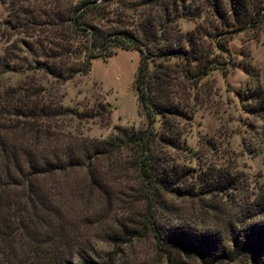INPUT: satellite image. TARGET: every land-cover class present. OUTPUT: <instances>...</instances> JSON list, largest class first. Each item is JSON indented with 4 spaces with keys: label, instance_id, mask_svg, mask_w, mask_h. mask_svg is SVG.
Here are the masks:
<instances>
[{
    "label": "trees",
    "instance_id": "obj_1",
    "mask_svg": "<svg viewBox=\"0 0 264 264\" xmlns=\"http://www.w3.org/2000/svg\"><path fill=\"white\" fill-rule=\"evenodd\" d=\"M1 1L0 34L14 38L0 75L24 78L0 84V264H121L123 247L141 238L155 243L165 264H264V194L203 153L194 167L177 161L193 113L190 90L214 66L198 36L226 52L225 37L248 29L264 7L207 0L218 28L183 32L178 20L201 14L185 0ZM113 48L140 55L133 88L145 125L89 138L81 123L107 126L109 109L98 99L80 112L64 107L59 84L85 75L91 59ZM239 96L249 114L264 117L260 87ZM244 147L260 152L251 141ZM74 201L76 216L91 218L79 238L65 221L74 209L63 204ZM102 241L111 249L101 252Z\"/></svg>",
    "mask_w": 264,
    "mask_h": 264
},
{
    "label": "rangeland",
    "instance_id": "obj_2",
    "mask_svg": "<svg viewBox=\"0 0 264 264\" xmlns=\"http://www.w3.org/2000/svg\"><path fill=\"white\" fill-rule=\"evenodd\" d=\"M254 1L264 7V0ZM185 2L198 6L201 14L195 19L180 18L178 25L181 31L190 32L199 27L201 32H211L214 27L218 28L217 18L207 0ZM261 14L248 29L225 37L226 52L218 51L210 37L198 36V42L205 47V60L214 66L190 90L193 113L181 137L182 150L178 152L180 157L177 161L194 167L203 153L208 162L233 167L242 172L247 178L248 188L264 194V117L257 118L249 114L239 96L240 92L257 86L264 93V10ZM6 18L7 10L0 0V32L5 30ZM13 38L7 40L0 34V56ZM139 59L136 50L113 48L110 56L91 59L90 69L85 75L77 74L59 84V92L63 95L61 104L64 107L80 112L92 107L95 99H98L110 111L107 126H100L92 120L82 122L80 131L83 136L104 139L110 136L114 126L131 130L144 128L145 120L133 88ZM23 78L22 73L7 72L0 75V84L14 85ZM153 126L155 129L159 127L158 115L155 116ZM254 133L263 140L253 139ZM248 141L254 142L260 152L255 154L246 150L244 142ZM63 206L69 210L74 209V212L70 211L72 218L65 219L76 225L74 236L79 238L84 231L91 229L84 226L91 218H87V221L76 216V210L80 209L81 204L74 201ZM94 206L102 208L103 204ZM96 246L101 252L112 247L104 241L97 242ZM123 248L121 264H165L164 257L150 238L138 239Z\"/></svg>",
    "mask_w": 264,
    "mask_h": 264
}]
</instances>
